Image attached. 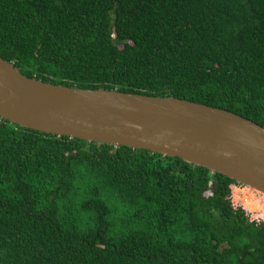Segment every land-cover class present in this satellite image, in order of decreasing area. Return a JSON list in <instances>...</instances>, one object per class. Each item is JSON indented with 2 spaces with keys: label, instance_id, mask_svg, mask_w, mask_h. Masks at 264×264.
I'll use <instances>...</instances> for the list:
<instances>
[{
  "label": "trees",
  "instance_id": "obj_1",
  "mask_svg": "<svg viewBox=\"0 0 264 264\" xmlns=\"http://www.w3.org/2000/svg\"><path fill=\"white\" fill-rule=\"evenodd\" d=\"M0 55L30 78L264 126V0H0ZM239 184L0 117V264H264V221L234 207Z\"/></svg>",
  "mask_w": 264,
  "mask_h": 264
},
{
  "label": "water",
  "instance_id": "obj_2",
  "mask_svg": "<svg viewBox=\"0 0 264 264\" xmlns=\"http://www.w3.org/2000/svg\"><path fill=\"white\" fill-rule=\"evenodd\" d=\"M0 117L58 136L177 156L264 194V126L227 109L45 82L0 55Z\"/></svg>",
  "mask_w": 264,
  "mask_h": 264
},
{
  "label": "clouds",
  "instance_id": "obj_3",
  "mask_svg": "<svg viewBox=\"0 0 264 264\" xmlns=\"http://www.w3.org/2000/svg\"><path fill=\"white\" fill-rule=\"evenodd\" d=\"M243 186H246V185H243ZM261 194L264 195L263 193ZM261 194H257L255 198H252V197L246 198L245 206L241 205L237 207V208H242L245 211L246 219L248 223L259 224L261 221H264V196H261Z\"/></svg>",
  "mask_w": 264,
  "mask_h": 264
},
{
  "label": "rangeland",
  "instance_id": "obj_4",
  "mask_svg": "<svg viewBox=\"0 0 264 264\" xmlns=\"http://www.w3.org/2000/svg\"><path fill=\"white\" fill-rule=\"evenodd\" d=\"M257 194H261V193L250 186L232 185L230 197H231V201L235 206H239L240 204L245 206L246 198L248 197L255 198Z\"/></svg>",
  "mask_w": 264,
  "mask_h": 264
},
{
  "label": "built area",
  "instance_id": "obj_5",
  "mask_svg": "<svg viewBox=\"0 0 264 264\" xmlns=\"http://www.w3.org/2000/svg\"><path fill=\"white\" fill-rule=\"evenodd\" d=\"M262 196H264V195H262ZM235 206V205H234ZM239 206H241V204L239 205ZM236 208L238 207V206H235ZM249 213V212H248Z\"/></svg>",
  "mask_w": 264,
  "mask_h": 264
}]
</instances>
